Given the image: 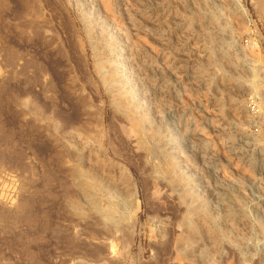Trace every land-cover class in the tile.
<instances>
[{
	"label": "rangeland",
	"instance_id": "374dc122",
	"mask_svg": "<svg viewBox=\"0 0 264 264\" xmlns=\"http://www.w3.org/2000/svg\"><path fill=\"white\" fill-rule=\"evenodd\" d=\"M0 264H264V0H0Z\"/></svg>",
	"mask_w": 264,
	"mask_h": 264
},
{
	"label": "bare ground",
	"instance_id": "6f19581e",
	"mask_svg": "<svg viewBox=\"0 0 264 264\" xmlns=\"http://www.w3.org/2000/svg\"><path fill=\"white\" fill-rule=\"evenodd\" d=\"M101 254V253H100Z\"/></svg>",
	"mask_w": 264,
	"mask_h": 264
}]
</instances>
